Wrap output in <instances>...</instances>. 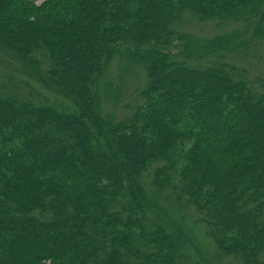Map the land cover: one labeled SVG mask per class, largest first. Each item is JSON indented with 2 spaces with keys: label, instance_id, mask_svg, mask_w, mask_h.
I'll use <instances>...</instances> for the list:
<instances>
[{
  "label": "trees",
  "instance_id": "obj_1",
  "mask_svg": "<svg viewBox=\"0 0 264 264\" xmlns=\"http://www.w3.org/2000/svg\"><path fill=\"white\" fill-rule=\"evenodd\" d=\"M186 14L264 38L262 0H0V49L34 81L0 84V264H199L201 226L217 260L264 263V82L194 56ZM122 50L147 77L116 120L96 86ZM172 187L195 214L170 226Z\"/></svg>",
  "mask_w": 264,
  "mask_h": 264
},
{
  "label": "rangeland",
  "instance_id": "obj_2",
  "mask_svg": "<svg viewBox=\"0 0 264 264\" xmlns=\"http://www.w3.org/2000/svg\"><path fill=\"white\" fill-rule=\"evenodd\" d=\"M262 2L264 4V0ZM257 22L256 18L246 16L233 20L201 22L186 14L181 22V30L192 37V54L194 56L212 53L213 55L210 56L212 59L244 68L248 71L251 79H254L257 83L259 81L263 83L264 38L256 37L253 32ZM216 37H226V41L214 52L205 50L204 47ZM179 49L178 47L175 50ZM146 77L143 67L136 63L125 50L120 51L106 66L96 86L100 113L104 116H111L116 120L127 117L135 106L140 103L137 94L142 85L145 84ZM29 82L33 83L34 81L25 74L20 63L9 53L0 49V84L8 83L10 87L14 83L19 85L24 83V91L27 92L31 91ZM187 150L188 147L180 150L179 155L184 156ZM173 187L167 190L164 196H161V203L167 211L166 215L171 220L170 226L172 222H177L182 216L186 220L188 217L189 221L195 214L194 208L188 206L186 199H179L175 195ZM194 229L197 234L192 237V245L189 248L194 247L190 251L196 262L199 264H241L232 258L223 261L217 260L208 246L210 242L202 226L201 228L194 227Z\"/></svg>",
  "mask_w": 264,
  "mask_h": 264
}]
</instances>
